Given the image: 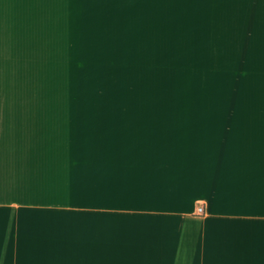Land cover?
Segmentation results:
<instances>
[{"label": "crops", "instance_id": "0c3cea01", "mask_svg": "<svg viewBox=\"0 0 264 264\" xmlns=\"http://www.w3.org/2000/svg\"><path fill=\"white\" fill-rule=\"evenodd\" d=\"M137 63L216 97L36 101ZM0 264H264V0H0Z\"/></svg>", "mask_w": 264, "mask_h": 264}, {"label": "rangeland", "instance_id": "374dc122", "mask_svg": "<svg viewBox=\"0 0 264 264\" xmlns=\"http://www.w3.org/2000/svg\"><path fill=\"white\" fill-rule=\"evenodd\" d=\"M79 64L77 75L76 64H63L67 69L66 85L49 78V90L36 96L37 102L50 103H210L209 98H215L210 90L209 79L204 74L206 64ZM214 65L210 70H220ZM223 70L234 71V67H222ZM191 73V74H190ZM64 75V73H63ZM211 81V80H210ZM39 84V83H38ZM45 84V83H40ZM40 86V85H39ZM223 86V88H221ZM216 84L214 89L221 88L222 96L228 102H234V78L226 80L225 84ZM213 92V91H210ZM45 94V95H44ZM208 98V99H205Z\"/></svg>", "mask_w": 264, "mask_h": 264}, {"label": "built area", "instance_id": "2783aa9c", "mask_svg": "<svg viewBox=\"0 0 264 264\" xmlns=\"http://www.w3.org/2000/svg\"><path fill=\"white\" fill-rule=\"evenodd\" d=\"M199 211L202 212V208H199Z\"/></svg>", "mask_w": 264, "mask_h": 264}]
</instances>
